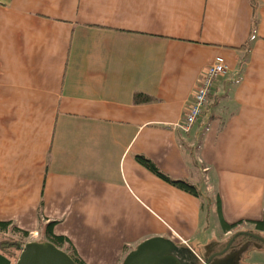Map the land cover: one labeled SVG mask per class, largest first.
Masks as SVG:
<instances>
[{
    "label": "crops",
    "instance_id": "crops-1",
    "mask_svg": "<svg viewBox=\"0 0 264 264\" xmlns=\"http://www.w3.org/2000/svg\"><path fill=\"white\" fill-rule=\"evenodd\" d=\"M257 12L250 36L251 0H0V222L29 233L57 221L86 264H122L152 238L217 253L264 220V0ZM218 56L228 69L183 135ZM180 133L200 142L201 173ZM213 189L218 223H241L230 231L210 233Z\"/></svg>",
    "mask_w": 264,
    "mask_h": 264
},
{
    "label": "trees",
    "instance_id": "trees-1",
    "mask_svg": "<svg viewBox=\"0 0 264 264\" xmlns=\"http://www.w3.org/2000/svg\"><path fill=\"white\" fill-rule=\"evenodd\" d=\"M258 5H259V0H251L252 26L250 30V36H253L256 33V27L258 25V12H257ZM150 101H151L150 97L141 95V100H136L135 103L136 104L148 103ZM222 127H223V124L220 123V129H222ZM178 131L181 132L179 129ZM189 132L188 133L181 132V133L183 135H188ZM181 133L178 134V143L188 153L187 158H189V166L192 170L196 169V171H199L201 173V170L203 169V167L202 165H200L198 161V149H199L200 142H196L195 145L190 147L189 143L185 139H182ZM135 160L144 169H146L147 171H149L151 174L158 177L159 179L163 180L164 182L168 183L169 185L173 186L174 188L182 192H185L187 194L193 195L195 197L201 196V193H199L196 185H193L186 180H173L169 178L164 173H162L157 168V166L147 157L143 155H136ZM207 201H209L207 202L208 204L211 203L210 199L208 198H207ZM215 205H216V211L219 214L220 213V202H219L218 197L216 198ZM204 207H205L206 215L208 216L209 208L208 207L206 208V205H204ZM57 223H58L57 221H51L45 225H42L38 231L39 238L37 242H49L52 245H54L56 248L66 253L74 261L75 264H86L78 256L74 246L72 245V243L70 242L68 238L64 236L55 235L53 233V228ZM239 224L241 223L234 224V225H228L223 220H220V225L224 232L232 230ZM250 224H254L253 230H248L245 232L257 234L259 236H262V238H264L263 235H261L262 233H264V220L257 221V222H250ZM28 234H29L28 232L18 229L15 225H12L10 222H0V254L7 257L11 261L15 262L20 253L18 251V247L23 246L28 242L27 240ZM242 238H245V237L240 236V239Z\"/></svg>",
    "mask_w": 264,
    "mask_h": 264
},
{
    "label": "water",
    "instance_id": "water-1",
    "mask_svg": "<svg viewBox=\"0 0 264 264\" xmlns=\"http://www.w3.org/2000/svg\"><path fill=\"white\" fill-rule=\"evenodd\" d=\"M240 236L264 244V238L257 234L238 232L221 251L201 262L190 252L189 256L184 255L188 252L186 249L179 248L168 240L152 238L128 253L122 264H240L241 255L248 251L247 244L240 249L233 244ZM18 250L20 253L14 264H75L66 253L49 242H27L19 246ZM0 264H12V262L0 254Z\"/></svg>",
    "mask_w": 264,
    "mask_h": 264
},
{
    "label": "built area",
    "instance_id": "built-area-1",
    "mask_svg": "<svg viewBox=\"0 0 264 264\" xmlns=\"http://www.w3.org/2000/svg\"><path fill=\"white\" fill-rule=\"evenodd\" d=\"M228 67L221 57H216L214 62L208 65L203 73V77L197 83L193 94L190 107L183 119V122L178 126V129L182 133H188L192 126L197 122L201 116L202 111L205 109L207 103V97L211 91L213 81L220 75L226 73ZM39 232H29L28 242H34L38 240ZM185 243V242H183ZM196 257L203 262V260L196 255Z\"/></svg>",
    "mask_w": 264,
    "mask_h": 264
},
{
    "label": "rangeland",
    "instance_id": "rangeland-1",
    "mask_svg": "<svg viewBox=\"0 0 264 264\" xmlns=\"http://www.w3.org/2000/svg\"><path fill=\"white\" fill-rule=\"evenodd\" d=\"M198 177H200V181H202V177L200 176V175H198ZM201 184H202V182H201ZM212 192L213 193H210L208 196H207V198L208 199H210V204H208L207 202H209V201H207V198H203L202 199V203L204 204V205H206V208L208 207L209 208V213H208V216H209V218H208V224H209V227H210V233L211 234H214L213 232H214V228H218V226L220 225L219 223H218V217H217V215H216V212H215V210H216V206H215V202H214V198H213V195L215 194V192H214V189L212 190ZM210 206V207H209ZM252 228H248L247 226H244L242 229H240L241 231L240 232H245V231H248V230H253V228H254V226L252 225L251 226ZM38 232V231H37ZM236 234V233H235ZM261 235H263V237H264V233H262ZM214 236V235H213ZM28 237H29V234H28ZM38 238H39V236H38ZM147 240H149V239H146V240H144V241H142V242H140L139 244H138V242L137 243H135L133 246H132V248H133V250L134 249H137V247L140 245V244H142V243H144L145 241H147ZM248 244H249V246H250V250H248L247 252H245L244 254H243V260H242V262L243 263H246V264H264V253H260V251L261 250H259V249H263V251H264V244H260V243H257L255 240H253V239H250L249 241H248ZM256 246H259V247H256ZM133 250H131V251H133ZM19 251V250H18ZM12 262V264L14 263L13 261H11Z\"/></svg>",
    "mask_w": 264,
    "mask_h": 264
},
{
    "label": "flooded vegetation",
    "instance_id": "flooded-vegetation-1",
    "mask_svg": "<svg viewBox=\"0 0 264 264\" xmlns=\"http://www.w3.org/2000/svg\"><path fill=\"white\" fill-rule=\"evenodd\" d=\"M232 237L227 241V243L232 239ZM241 237H245V238L240 239V237H238L233 243L235 246H238V249H240L241 246H243L244 244H247L249 246L248 241L250 240V238H248L246 236H241ZM212 254H215V253L207 254V252L205 251V256H202L201 258L203 260H207ZM242 260H243V255H241L240 264H242Z\"/></svg>",
    "mask_w": 264,
    "mask_h": 264
}]
</instances>
